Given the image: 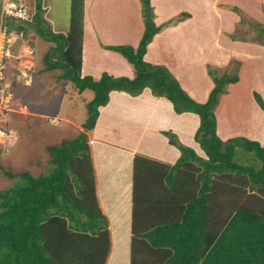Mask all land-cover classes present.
I'll list each match as a JSON object with an SVG mask.
<instances>
[{
	"label": "trees",
	"instance_id": "obj_1",
	"mask_svg": "<svg viewBox=\"0 0 264 264\" xmlns=\"http://www.w3.org/2000/svg\"><path fill=\"white\" fill-rule=\"evenodd\" d=\"M26 3L30 21L9 27L16 26L22 33L30 28L54 43L43 56L45 69L60 66L62 78L71 81L77 92L90 89L93 95L85 102L83 131L47 148L50 166L46 172L14 174L3 169L16 180L0 190V264H104L109 250L107 220L96 197L85 130L93 129L98 108L107 103L111 90L135 96L145 87L154 96L168 99L176 113L198 116L194 140L203 155L182 144L173 132H163L180 154L173 164L147 159L145 170L138 173L139 177L148 174L162 188L157 192L160 199L151 198L161 215L148 224L147 231L133 227L131 264H195L204 254L202 264H264V139L262 143L244 136L223 140L216 132L214 110L226 87L238 79L236 67L231 71L235 62L220 75L207 68L213 86L204 102L196 101L165 65L143 57L155 34L190 14L181 11L157 25L150 0H139L143 31L137 46L107 47L132 65L134 76L103 72L95 80L80 75L84 0H70L65 33L47 26L41 0H35L33 8L29 0ZM229 8L242 15L237 6ZM257 28L264 35V23H257ZM230 36L248 40L234 33ZM248 41L264 46V38ZM56 53L58 58L53 59ZM253 97L264 112V99L256 91ZM139 186L135 179L134 188ZM137 193L133 195L136 203Z\"/></svg>",
	"mask_w": 264,
	"mask_h": 264
},
{
	"label": "crops",
	"instance_id": "obj_2",
	"mask_svg": "<svg viewBox=\"0 0 264 264\" xmlns=\"http://www.w3.org/2000/svg\"><path fill=\"white\" fill-rule=\"evenodd\" d=\"M132 1L129 13H123L128 15L123 18H127L129 23L120 28L117 21L122 14V7L116 12V20L110 17L112 15L103 0L95 4L84 0L81 76L88 75L95 80L103 72L114 77L134 76L132 65L120 53L107 48L116 45L137 46L143 31V21L139 0ZM150 4L157 25L181 11L188 12L190 16L155 34L146 46L144 59L165 65L189 96L198 102L207 99L213 86L206 65H215V69L220 72L235 62L238 79L226 87L214 110L216 132L223 140L244 136L262 143L264 112L255 102L253 92H258L264 99V73H255V81L260 77L263 79L261 83L255 84L250 61L259 57L244 50V45L239 43L256 48L261 52L260 56L264 55V46L249 41L229 42L227 36L232 29L225 27L223 21L233 20L236 14L226 6L232 4L230 0H150ZM206 10H216L223 20L224 28L216 36H225V46L216 38L218 42L212 43L210 47L212 52L196 39L199 33L192 29L198 16L202 21ZM65 30L59 32L64 33ZM75 93L82 94L77 90ZM234 101L237 106L232 109ZM98 110L95 125L86 135L91 148L96 197L107 220L109 250L104 264H131L133 227L136 226L138 231H147L148 224L161 215L158 204L151 202V198L160 199L162 195L157 192H162V188L148 174L139 177L138 173L145 170L147 159L173 164L179 157V150L168 142L164 131L173 132L182 144L203 155L194 140L199 119L192 112L176 113L168 99L152 95L148 88L135 96L111 90L107 103L99 106ZM135 179L138 180V186L140 184L136 188ZM136 192H139L138 203L133 200ZM207 254H210V248ZM205 256L199 257L195 264H202Z\"/></svg>",
	"mask_w": 264,
	"mask_h": 264
},
{
	"label": "rangeland",
	"instance_id": "obj_3",
	"mask_svg": "<svg viewBox=\"0 0 264 264\" xmlns=\"http://www.w3.org/2000/svg\"><path fill=\"white\" fill-rule=\"evenodd\" d=\"M12 1L0 0V7L3 3ZM24 1L26 3V0ZM101 1L89 0L93 4ZM29 2L33 8L35 0H29ZM103 2L108 11H110V15H112L110 17L113 19H116V12L122 7V14L117 21L120 28L129 23L127 18H123L128 15H123V13H129L128 8L132 6V0H103ZM230 2L232 4L226 6H237L242 11L241 16L233 12L235 14L233 20L226 19L223 21L220 14L216 13V10H206L202 15V21L198 16L192 25L193 31L199 33V38L196 37V39L200 43L205 44L207 49H210V52L213 50L210 48L212 43L218 42L216 38L217 40H221V45L225 46V43H223L225 42V36H216V33L224 28L221 21L224 22L225 27L230 28L229 30L232 29L230 33H234L238 37L251 41L253 39L262 40L264 38V35L259 33L257 28V23H264V0H230ZM26 5L29 8V4L26 3ZM41 9L47 26L53 32H59L68 28L70 0H41ZM226 9L229 10V8ZM222 10H225V8ZM105 14L108 15V13ZM237 19L240 22L235 25ZM27 21H30L29 17L21 24L25 25ZM16 23L11 24L16 25ZM13 28L17 30L18 27L14 26ZM230 33L227 36L229 42H248V40H234L231 38ZM223 34L226 33L224 32ZM21 40L23 45H32L35 48L32 71H30L32 80L27 85L15 81L14 71L13 74L8 75L6 78L7 86L12 90L15 101L14 110L10 112L7 124L16 131V135L12 137L5 148L0 149V190L9 187L16 180V177H7L3 169L14 174L28 171L33 175H38L48 170L50 164L47 148L52 145H58L63 139L73 138L80 131H83L81 124L86 117L84 100L91 99L93 95L90 89L83 90L80 95L75 93L74 84H71L66 78H62L60 66L56 69H45L46 64L43 62V56L54 43L46 41V39L38 36L30 28L26 32L23 30ZM239 44L244 45V50L258 55V59L250 61V69L253 70L254 83H261V80H263L261 77L255 81V73H264V55L260 56L261 52L256 48L246 45L247 43ZM217 53L218 49L215 50V54ZM57 58L58 54L56 53L53 55V59ZM229 66L230 64L227 67ZM215 67V65L208 64L206 65V70L207 68L214 70ZM232 67H236L235 63L231 66V71H233ZM222 72L223 69L218 74L220 75ZM236 106L237 104L234 101L232 109H235ZM55 116L60 117V119L56 117L52 121L51 119L48 120V117ZM86 132L87 130H85ZM196 149L197 151L199 150L198 148ZM241 162H244V159H241Z\"/></svg>",
	"mask_w": 264,
	"mask_h": 264
},
{
	"label": "built area",
	"instance_id": "obj_4",
	"mask_svg": "<svg viewBox=\"0 0 264 264\" xmlns=\"http://www.w3.org/2000/svg\"><path fill=\"white\" fill-rule=\"evenodd\" d=\"M29 17V8L24 0H13L0 7V147L5 148L14 136L8 127L10 112L13 110V93L7 86L6 78L15 72V81L29 84L33 66L34 49L21 42L23 33L9 24H19ZM12 70V72H11ZM29 82V83H28ZM52 121V119H51ZM12 135V136H11Z\"/></svg>",
	"mask_w": 264,
	"mask_h": 264
},
{
	"label": "clouds",
	"instance_id": "obj_5",
	"mask_svg": "<svg viewBox=\"0 0 264 264\" xmlns=\"http://www.w3.org/2000/svg\"><path fill=\"white\" fill-rule=\"evenodd\" d=\"M32 46V45H31ZM33 47V46H32ZM33 49H34V51H35V48L33 47ZM31 71H32V69H31ZM31 76H32V74H31ZM31 80H32V77H31ZM69 82H71V81H69ZM72 83V82H71ZM30 84V83H29ZM27 85V84H26ZM76 89V88H75ZM15 105V101H14V104H13V106ZM13 110H14V108H13ZM12 110V111H13ZM50 119H56V117H48V120H50ZM59 119V118H58ZM9 127V126H8ZM10 129H12L13 130V132H14V135H16V131L12 128V127H9ZM1 148V147H0Z\"/></svg>",
	"mask_w": 264,
	"mask_h": 264
}]
</instances>
